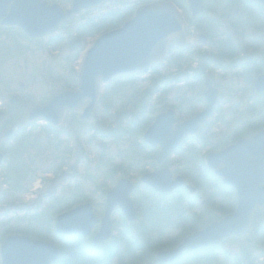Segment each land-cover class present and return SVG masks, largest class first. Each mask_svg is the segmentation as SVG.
I'll return each instance as SVG.
<instances>
[{"label":"flooded vegetation","instance_id":"1","mask_svg":"<svg viewBox=\"0 0 264 264\" xmlns=\"http://www.w3.org/2000/svg\"><path fill=\"white\" fill-rule=\"evenodd\" d=\"M46 1L50 3L53 0ZM124 1L117 3H123ZM163 2H171L177 6L184 21L182 35H175L171 39L167 45L165 55L160 60L154 62L151 70L147 73L136 72L117 78L106 85L100 83L99 95L90 117H83L84 110L91 103V99H87L83 105L75 109L70 108L65 110L58 125L51 124L45 118L33 119L32 112L36 107L44 108L48 106L52 96L78 89L79 69L85 51L88 48L86 43L83 44L82 39L87 40V37L93 35H88L87 32L82 30V27L85 26L81 24L76 28L75 36L69 39V36L64 31H67L75 23L77 16H73L67 24L61 26L57 33L47 34L40 38H32L24 32L21 26L6 22V17L10 13L11 4L4 11H0V185L1 182L5 183V187L0 186L1 191L6 190L10 197L14 196L13 193L18 190H27L28 183L31 181L30 175L32 172H45L48 169H51L52 173L50 174L53 176H62L64 177L63 181L68 178L69 182H72L75 187L80 189L76 180L85 178L86 181L89 179L94 181L93 176L86 175L82 171L80 174L79 168L74 164L78 162L79 155L77 156V152L82 150L78 139L81 138L80 135L86 137L83 142L85 150L82 152V160L80 163V166L84 163L80 169L83 168L86 172L87 170L96 169V161L93 166L90 164L89 169L85 166L89 162V159L93 158L98 160L105 154L108 145L107 142L110 139L119 141L121 139L129 140L131 137L133 146H131L126 154L127 159L129 161L131 160L130 164L127 161L125 165L114 163L109 165L108 170L104 172V179L106 181L94 187L95 191H100L103 199L100 202L96 201V203L100 204V206H106L107 193L117 185L120 179L127 178L133 183L132 199L137 208V217L141 218L145 213L143 208L151 200L156 205L159 203L157 206L166 207L167 200L169 198L172 200V196L165 193L160 194L154 188L145 184L143 182V176L158 172L164 168L169 169V161L171 162L176 155H181L182 160L189 164L193 154L191 152L185 154L186 151L181 152V148L185 143L191 141L193 135L186 136L179 146L167 158L161 161H159V155L162 151L161 145H153L147 142L145 135L148 129L155 123L156 118L164 113L172 112L174 129L177 124H182L202 112L208 104L205 97L206 91L211 86V88L217 91V100L214 105L212 117L201 126L210 122L215 113H217L219 106L224 101L227 102L229 100L225 92L221 91L220 87H216L213 80L207 77V69L211 63H213L212 65L221 64L224 72L233 75L236 81L240 83L238 84L235 81V93H239L241 99L246 96L247 101L249 99L251 100L244 108V113L248 116H246L243 123H246V126H250V128L259 125L261 129H264V121L262 120L264 119V89H260L257 86L258 80L264 78V3L256 0H203L202 10L197 14L191 8L190 0H154L144 2L143 4H159ZM70 5L71 0H69L67 5L63 4L61 6L64 9H68ZM94 10L96 9L86 12L89 13ZM114 12L128 16V10L124 6L106 12H98L95 16L89 17L87 22L92 24L95 22L102 26L105 25L100 32L114 30L129 18L127 17L122 24L120 23L114 26ZM209 15L218 16L220 20L217 21L215 17ZM74 38L82 42L81 49L76 50L78 52L70 51L71 40ZM66 41H68L69 51H66L61 56L59 54L56 56L62 62V65L60 64L61 69L56 72L53 70L54 64H46V66L42 64L40 67L42 71L39 74L42 77V81L47 82L46 84L48 85H52V82L58 81L60 86H62L61 89L53 91L47 90L42 96H39V93L32 90L27 83H18L14 81L15 79L11 80L8 78V72H12V70L10 71L11 68L9 65H11L14 58L18 55V57H21L24 51L28 50L27 43H36L39 45L36 47V50L40 51L51 46L57 48ZM208 44L210 47L217 49L218 55H213L204 49ZM194 61L198 65L191 68L192 62ZM179 62H186V67H183ZM14 63L16 64L17 62ZM76 64H79V67H76ZM169 64L173 66V73L171 76L163 75L165 72L162 70L170 68ZM24 67L28 69L29 60L25 61V65H19L20 70L24 69ZM72 68L74 69V73L70 76L72 74ZM191 78L200 80L201 84L203 83L206 86L204 92H200L199 97H197L199 98L198 101H201V104L205 103V107L200 111H194V107H192L184 115L182 114L183 108L191 104L189 95L191 87L188 86L189 79ZM148 82L151 85L146 87ZM182 84H187L188 88L183 93L182 98L180 97L181 101L178 105H160L161 100L158 101V97L154 103L158 107L152 108L151 103L147 101L160 92L167 93L169 88H171L169 86ZM261 85H264V81L261 82ZM166 87H168L167 91ZM114 92H118L119 104V110L118 113L116 110L115 116L112 114V109L116 105ZM228 94L231 96L232 93ZM34 96H37V98ZM241 99H239L240 101L237 104L241 103ZM135 100L138 101V109L133 110L131 107ZM143 103L146 106H143ZM258 106L261 107L258 108ZM252 113L256 115L252 117ZM50 136L56 140V148H53L52 151L57 149L59 151L52 152V154L55 153L53 157H50ZM73 136L74 141L71 142ZM239 138L241 137L237 139ZM112 145L114 146V144ZM146 148H150L153 151L152 155L145 156L143 154ZM112 149L109 148L108 152H112ZM146 157L147 159L153 160V171H144L141 177L136 180V171L138 172L141 165L144 166L140 162L146 159ZM108 160L109 158H107ZM201 165L206 171L211 170L205 165L204 158L201 161ZM43 166H47V169H43ZM13 169L15 172H13ZM187 171H192L189 174L191 175L189 177H192V168ZM25 178H27L28 182L26 185L22 183ZM141 187H144L147 191L145 196L144 194L140 196L142 192ZM34 188H38V185ZM180 188L178 191L186 190L185 186ZM209 189L210 187L208 185L207 191ZM155 194L158 196L156 197ZM151 196L155 199L153 200ZM74 198V200L59 199L55 201L60 206L70 202H73L74 206L90 202L95 208L93 200L89 201V199H84L85 201H78L76 196ZM10 201L13 202V200ZM37 202L39 201H36V205ZM189 202H193L192 198ZM193 206L196 205L193 203ZM151 210L152 207H148L149 219L153 215L149 213ZM102 214L99 217H102ZM113 215H117V219L114 220L127 221L123 217V211L119 207L113 210ZM208 216L209 214L205 213L200 218H194L191 212L188 216L183 215L182 218H179V221L183 220L189 225H192L193 221L198 223L199 220L208 218ZM156 218L154 216V219ZM174 218L176 219L177 216L175 215ZM168 225L170 227H173V225L176 227V223L173 224L169 221L166 224H162L158 220L156 228L162 232V229ZM170 232L171 230L164 232L159 242L149 234L145 235L143 232H137L136 234L140 238H143L144 241L151 240L152 248L148 249L146 247L141 248V243L136 239L137 235H132L127 229L125 231L126 239L133 248L131 249V253L135 255H130V252L127 250L123 255L124 264L132 261L134 264L155 263L156 254L159 251L174 248L183 238L182 233H177L176 237L167 244L165 238ZM116 235L118 236L119 233H116ZM155 236L160 237V234L156 233ZM164 244L167 245L162 247ZM187 254H182L180 258H187ZM262 258L264 259V251ZM174 262L166 264H178V262Z\"/></svg>","mask_w":264,"mask_h":264},{"label":"water","instance_id":"2","mask_svg":"<svg viewBox=\"0 0 264 264\" xmlns=\"http://www.w3.org/2000/svg\"><path fill=\"white\" fill-rule=\"evenodd\" d=\"M110 1L112 0H72V9L65 12L59 5H49L42 0H0V11H4L12 2L11 14L6 22L17 23L29 35L36 37L58 30L82 9L95 8ZM256 1L264 3V0ZM202 2L203 0H190L194 13L202 10ZM183 29L180 12L171 2L138 8L132 19L119 29L101 35L88 50L79 73V90L54 95L48 106L34 108L33 119L45 118L58 125L65 110L83 105L88 98L92 102L85 109L83 117L89 118L98 98L99 82L107 84L119 76L148 72L152 62L165 55L170 40L175 35H182ZM79 45V41L73 40L71 49L74 50ZM263 81L264 78L258 80L257 86L260 89H264V85H261ZM205 97L208 103L206 109L192 119L177 124L173 129L172 112H167L157 117L148 129L145 135L147 142L160 144L162 147L159 161L167 158L186 136L195 134L200 125L212 115L217 91L210 86ZM205 161L227 186L236 189L237 208L220 221L188 236L176 249L158 253L157 259L161 264L178 258L186 250L217 244L226 237L243 233L249 227L254 209L258 206L264 208V130L241 139L220 152L209 153ZM143 182L161 193L172 192L183 185V179L179 177L173 180L168 169L145 175ZM132 192L133 185L122 180L108 194V209L102 220L101 230L95 238L96 242L111 236L110 218L116 207H120L129 220L136 218L131 200ZM96 223L91 205L87 204L59 216L56 226L60 234L86 236ZM1 257L2 264H51L59 257V249L52 243L12 235L3 243Z\"/></svg>","mask_w":264,"mask_h":264},{"label":"rangeland","instance_id":"3","mask_svg":"<svg viewBox=\"0 0 264 264\" xmlns=\"http://www.w3.org/2000/svg\"><path fill=\"white\" fill-rule=\"evenodd\" d=\"M53 1H55L58 4H61L62 6L63 4L67 5L69 2V0H53ZM150 1H154V0H125L123 3L126 4L124 6H127V5L133 6L131 11L129 12V14L131 15V14H134L135 10L139 6H141L144 2H150ZM123 3L114 2L111 4H105L100 7H97L98 9L91 11L89 13L82 12L75 19V23L73 24V26H71L67 31H64V33L67 34L70 39L72 36H75L76 28L79 25L84 24L88 20L89 17L95 16V14H98V12H101V11L106 12L108 10H114V9L124 7L122 5ZM209 16H212V15H209ZM212 17H215L217 21L220 20L218 16H212ZM89 25L87 24L85 27H82V30L88 31L91 28L89 27ZM91 33L93 36L87 37L86 38L87 40L82 39L83 44L86 43V46L88 47L96 40V37L101 32L94 29L93 31H91ZM94 34L96 35L94 36ZM68 41H66L64 44H60L57 48H53V46H51V47H48L40 51L36 50V47L39 46L36 43L34 42L27 43L26 46H28V50L24 51V54L21 57H18L19 56L18 55L16 58L13 59V61L11 60L12 62H11V65H9V67L11 68L10 71L12 70V72H8V78L11 80L15 79L14 81L15 82L17 81L18 83L20 82L27 83L28 86L32 90H35L36 92L39 93V96H42L47 90L53 91V90L61 89L62 86H60L58 81L54 83L52 82L51 83L52 85L50 84L48 85L46 84L47 82L42 81L41 79L42 77L39 75L40 72L42 71V68L40 67L42 64L44 66H46V64H49V65L54 64L53 70L58 72L61 69L62 62L56 56H58V54L59 56H61L66 51L67 52L69 51ZM204 49L206 51L208 50V52L212 53L213 55H218L217 49L215 47H210L209 44L205 46ZM75 52H78V51L75 50ZM26 60H29L28 69L24 67V69L20 70L19 65L20 64L25 65ZM14 62H17V63L15 64ZM179 64H182L183 67H186L187 65L186 62H183V63L179 62ZM212 64L213 63H211L210 67L207 69V77L213 80L214 85L216 87H220L221 91L225 92L226 96L229 97V100L227 102L224 101V103H222L219 106L217 113H215V115L210 120V122L205 124L204 126H201V128L193 136L191 141H189L188 143H185L182 146L181 152L186 151L185 154L187 152H191L193 155H195L189 161V164L185 163V161L182 160L181 155H176L177 158L175 157L174 159H172L171 162L169 161V166H168V168L172 172L173 177L178 174H181V177L184 178L183 179L184 182L192 186H195V184L189 178V174L192 171H187L188 169H191V168L193 170L194 165L192 164V162L196 161L197 167L200 168V170H203L204 168H202L201 161L204 155H206L209 152L217 151L218 149H221L223 146H225V144L233 142V140H236L238 137L249 136L250 133L252 134V132H257L261 128L259 125H256V124H255L256 125L255 127L250 128V126H246L247 125L246 123H243V121H245L246 119V116H248L246 113H244V108L250 103L251 100L249 99L247 101L246 96H244L241 99L239 96V93H235L236 79L234 78L233 75H230L229 73L224 72L221 64L220 65H216V64L212 65ZM13 65H15V67H13ZM197 65L198 64L194 61L192 62L191 68H194ZM169 66L170 68L162 70L163 72H165L163 75L171 76V74L173 73V69H172L173 66H171L170 64ZM76 67H79V64H76ZM73 73H74V69L72 68V74L70 76H72ZM236 82L240 84L238 81ZM188 83H189L188 86L191 87L190 91L188 90L189 95H190L191 104L183 108L182 114L184 115H186V113H188L190 108L192 107H194L193 108L194 111H200L201 109L205 107V103L201 104V101L199 102L198 101L199 98L197 97H199L198 95L200 94V92L201 93L204 92V90L206 89V86H204L203 83L201 84V81L196 78L189 79ZM150 85L151 83L148 82L146 84V87ZM169 87L171 88H169L167 93L160 92L157 95H154L153 97L147 100L151 103L152 108L158 107L154 104L156 102L155 99H157L158 97H159L158 101L161 100L160 105H169V106L178 105L181 101L180 97L182 98L183 93L188 88L187 84L169 86ZM167 89L168 87H166V91ZM227 92L232 93L231 96H229ZM117 93L118 92H114V98H115V103H116V105L112 109V114L114 116L116 114V110H117V113L119 110ZM34 97L37 98V96H34ZM239 99H241V103L237 104L240 101ZM259 107L261 106H258V108ZM252 114H251L252 117L256 115V114H253V115ZM262 120L264 121V119ZM80 137L81 138H78V139H79V145L82 148V150L81 151L79 150L77 152V156L79 155L78 162H75L74 164L76 167L79 168L80 174H81V171L86 175L89 174L93 176L94 181L90 179L86 181L85 178L83 179L80 178L78 179V181L76 180V183L80 188L78 190V188L75 187V185L72 184V182L68 181V178L65 179V181H63L64 177L62 176L55 177L52 174H50L52 173L51 169H48V171H45V172H42V171H39L36 173L32 172V174L30 175L31 181L29 183L27 182V178H25L22 181V183L25 185L26 183H28L27 190L25 189L20 190V191L18 190L17 192L13 193L14 196L9 197L8 196L9 193L6 192V190H3V191L0 190V246L8 235L24 234L25 231H30V230H37L39 234L41 235L40 237H38L39 239L43 237L47 238L50 231H55L56 229L55 224H54V219L57 217L56 216L57 213H54L53 203L56 202L55 200L57 198L74 200L73 196H76V198H81L80 196H87L88 198L94 201L92 202L95 206L94 209H95L96 215L100 216L103 213L104 206H100V204L96 203V201L100 202L101 200H103L101 193L100 191H95L94 187L95 185L97 186V184H101L106 181L104 179L105 177L104 172L108 170L109 165L111 163H114V164L123 163L125 165V163H127L128 161L130 164L131 160L129 161L127 159L126 154L131 148V146H133V142H132L131 137L129 138V140L121 139L119 141L110 139V141L107 142L108 145H107V150L105 151V154H103L98 160H95L93 158L89 159V162L85 166L86 168L89 169L90 164L93 166V164L96 161L97 162L96 169H93L90 171L87 170L86 172L85 169L83 168L80 169V167L83 166L84 164L83 163L80 166V163L82 160V154H83L82 152H84L85 150L83 142H84V138L86 137L83 135H80ZM55 141L56 140L50 136V142H51L50 149H49L50 157L55 156V153L52 154V152H59L58 149L55 151H52L53 148H56ZM73 141H74V136L71 142ZM112 144H114V146ZM109 148H113L112 152L110 153L108 152ZM152 153L153 151L150 150V148H146L145 152H143L145 156H148V155L150 156L152 155ZM107 158H109L108 161H107ZM152 161H153L152 159H147V157L146 159L141 160L140 163H143L144 166L140 164L141 168L140 169L138 168L139 170L137 169L138 172L136 171V174H135L136 180L141 177L144 171L145 172L153 171ZM44 168L47 169V166L45 167L43 166V169ZM178 171L181 173H179ZM13 172H15L14 169H13ZM196 173L197 174L199 173V169L198 171H196ZM48 177H49V180H48ZM212 179H213L211 182L212 184H214L215 181L220 183V180L218 178H216L215 180L214 178ZM37 185H38V188H34ZM0 186L5 187V183L1 182ZM209 187H210L209 191L200 192L199 190H197L193 194H190L187 190L176 192V194L179 193L177 196L182 198L184 202L189 201L190 198H192L193 196L195 197L199 196V197L195 198L194 202H196V206H194V208H192L193 203L188 202L184 208L185 213H182L184 209H181L178 213L179 215L176 214L177 216L176 219L178 220V222H176V227H174L173 231H171L170 233L166 235L165 241L167 243L170 240L174 239L177 233L181 234L183 231H187L186 233H188L192 230L193 226L186 223V221H183V220L179 221V218H182L183 215L188 216L191 214V212H193V214L198 213L202 217L204 216L205 213H208L209 214L208 218L199 220L198 224L201 226H203V223L207 222L209 219H212V217L213 218L216 216L219 217L221 215L219 210L215 209L212 205L211 206L208 205L207 202H208V199L209 201L211 200L210 196L212 195L213 200L211 201L213 203H216L217 207L218 205H221L224 202L226 203L227 200L223 194L225 190L222 187L219 190H217L216 188L214 189L212 185H210ZM141 188H142V192L140 196H142L143 194L145 196L147 191L144 189V187H141ZM151 198L153 200L155 199L153 196H151ZM229 199L231 201H234L236 199V195L235 194L231 195ZM10 200H13V202ZM168 200H171V199L169 198ZM172 200L175 201L174 198H172ZM36 201H39L37 202V205H36ZM203 202H205V204H203ZM70 203H71V206L74 205L73 202H70ZM51 204H53V208H50ZM255 215H256L255 218H259V220L262 221V218H264V209L263 210L258 209L255 212L254 216ZM194 218H197V216L195 215ZM36 219H38L40 222H43L41 224L43 227V230L35 228L36 225L38 226ZM113 219H117V215H113ZM158 220L159 218L154 219V216H152V218L149 219L148 221H145V223H141L140 221H138V223H139L140 229H142V232L149 233L150 223H156L158 222ZM121 224H122L121 221L117 222L118 230L121 229ZM97 229H98V226L94 228L93 235L97 232ZM132 229H135V226ZM255 231L256 229H253L251 231L249 230L248 232L244 233L238 238H231V239H228L227 241H224L223 243L220 242L222 243L221 248L214 250L213 252L217 256V259L212 264H223V263L224 264H264V259L262 258L264 246L256 247L252 240L253 234L256 233ZM53 238L54 236H51L50 239H53ZM59 242H60L59 244L61 245L68 244V246L71 248L70 253H72L73 251H79L84 246V244L87 245L86 243H88L84 240L82 241L72 240L69 242L59 241ZM121 249H122L121 255L123 256L126 253V251L129 249V247L125 243H123ZM206 250L208 249H202V251L205 253H209L210 250L212 249L209 248L208 251ZM222 252H225V255H222ZM196 255H198V253ZM203 258L205 259V257ZM90 259H88L87 262L84 260H82L84 262H81V260H74V257H73L72 259H70L68 264H90L92 263V258ZM182 259H179V260H182ZM186 263L187 264H191V263L209 264L207 261H204L202 263H197L194 257L191 259V256L189 257ZM0 264H1V258H0Z\"/></svg>","mask_w":264,"mask_h":264},{"label":"trees","instance_id":"4","mask_svg":"<svg viewBox=\"0 0 264 264\" xmlns=\"http://www.w3.org/2000/svg\"><path fill=\"white\" fill-rule=\"evenodd\" d=\"M126 8H127V10H128V16H130V14H129V12L131 11V9H132V6H126ZM126 17L127 16H123L122 15V13H118V12H114V22H113V25L114 26H116V25H118V24H120V23H122L123 21H125V19H126ZM89 25V24H88ZM96 25V26H95ZM104 26L105 25H98V24H96L95 22H94V24H92V23H90V25H89V27H91L88 31H85V32H87L88 33V35H92V33H91V31H93L94 29H95V27H96V29L95 30H97V31H101L103 28H104ZM138 101L137 100H135L134 102H133V105H132V109L133 110H135V109H138ZM143 106H146L145 105V103H143ZM195 155H193V157H194ZM192 157V158H193ZM192 164L194 165V169H193V173H194V170L195 169H199L198 167H197V162L196 161H194V162H192ZM214 178V180L216 179V177H214L209 171H206L205 169H203V170H200L199 169V173H198V175H194L193 177H190L192 180H193V182L195 183V185L197 186V188H198V190L200 191V192H202V191H205V190H207L208 189V185L212 182V178ZM210 185H212L214 188H216L217 190H219L220 189V186L225 190V192L223 193L224 194V196H225V198H226V200H227V202L225 203V204H222V205H220L219 207H217V209L221 212V214H225V213H228L229 211H231L232 209H233V206H234V203L229 199L230 198V196H231V194H232V190H228L227 188H225L223 185H222V183H219V182H217V181H215V183L214 184H210ZM209 185V186H210ZM155 196L157 197L158 195L157 194H155ZM172 198H174L175 199V201H173V200H167V205H166V207H161V206H157V205H159V203H157V205L156 204H154L153 203V201L151 200V201H149V203H147L146 204V206L143 208V210L145 211V214H144V216H141L142 217V220L143 219H145L146 221H148L149 220V216H148V207H152V210L151 211H149V213H154L155 215H156V217L157 218H159V221L161 222V223H167V222H172V223H174V221H173V218H174V216L176 215V214H178L179 213V211L181 210V209H184V204H185V202H184V200L182 199V198H180L179 196H172ZM180 198V199H179ZM182 199V200H181ZM210 199L211 200H213V196L211 197L210 196ZM210 200V201H211ZM210 201H209V199H208V202H207V204H210ZM187 202V201H186ZM213 203V202H212ZM211 205V204H210ZM178 207V208H177ZM147 213V214H146ZM182 213H185V209L183 210V212ZM179 215V214H178ZM195 215L196 216H200L198 213H195ZM151 216V215H150ZM153 216V215H152ZM216 217H218V216H216ZM216 217H214V218H216ZM213 217H212V219H214ZM219 218V217H218ZM261 222V221H260ZM43 222H38L37 224H38V226H40L41 224H42ZM206 224V222L205 223H203V225H205ZM192 225H193V228H192V230H195V229H197V228H199L201 225H199L198 223H196V222H192ZM191 225V226H192ZM35 228H37V229H39V227H35ZM191 230V231H192ZM264 230V221L260 224V225H257V227H256V233H257V236L262 232ZM24 234H27V235H32L33 237H35V238H38V237H40L41 235L39 234V232L37 231V230H30V231H26V232H24ZM51 236H54L55 237V234H54V231H50V233H49V235H48V237H47V239H50L51 238ZM233 238H238V237H233ZM140 243H141V245L140 246H144V244H145V241L143 240V239H137ZM89 247V248H88ZM93 247H95L94 245H92V246H85V247H82V248H85V249H80L79 251H73L72 253H70V247L68 246V248L67 249H64L63 248V255H64V257H63V260L61 261V262H59L58 264H60V263H64V260L65 259H72L73 257H74V260H80V257L81 256H79V255H83V251H85V250H95ZM113 249H115V247H112ZM221 248V246L219 245V246H214V247H211L210 249H212V250H210V252L209 253H205V252H203L202 250L201 251H198V252H195V253H189L190 254V256H191V259L194 257L195 258V261L197 262V263H202V262H204V261H207L209 264H212L214 261H216V259H217V256L213 253L214 252V250H217V249H220ZM66 250H68L69 252L68 253H66ZM209 250V249H208ZM208 250H206V251H208ZM198 253V255H196ZM79 254V255H78ZM222 255H225V252H222ZM203 257H205V259L203 258ZM194 262V261H193ZM195 263V262H194ZM191 264H193V263H191ZM224 264V263H223Z\"/></svg>","mask_w":264,"mask_h":264},{"label":"bare ground","instance_id":"5","mask_svg":"<svg viewBox=\"0 0 264 264\" xmlns=\"http://www.w3.org/2000/svg\"><path fill=\"white\" fill-rule=\"evenodd\" d=\"M39 229L43 230V227H42V225H40V226H39Z\"/></svg>","mask_w":264,"mask_h":264}]
</instances>
